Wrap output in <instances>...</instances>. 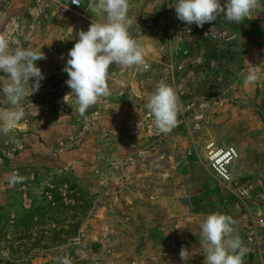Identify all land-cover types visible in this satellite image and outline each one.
I'll use <instances>...</instances> for the list:
<instances>
[{"label": "rangeland", "instance_id": "rangeland-1", "mask_svg": "<svg viewBox=\"0 0 264 264\" xmlns=\"http://www.w3.org/2000/svg\"><path fill=\"white\" fill-rule=\"evenodd\" d=\"M89 2L0 0V34L10 49L46 55L36 62L45 74L39 91L21 101L25 118L0 134V264H184L182 246L196 251L187 264H204L197 235L216 212L236 221L244 264H259L264 0L240 24L220 17L202 28L177 19L176 0H129L128 31L145 64L111 65L110 96L81 117L74 97L63 100L71 91L63 68L79 32L106 22ZM253 69L261 80L245 85ZM160 81L180 101L167 134L146 108ZM8 82L0 71V83ZM209 143L235 149L234 179L252 187L249 199L217 178Z\"/></svg>", "mask_w": 264, "mask_h": 264}, {"label": "clouds", "instance_id": "clouds-1", "mask_svg": "<svg viewBox=\"0 0 264 264\" xmlns=\"http://www.w3.org/2000/svg\"><path fill=\"white\" fill-rule=\"evenodd\" d=\"M72 4L79 6L81 0H72ZM260 6V0H225L223 4L221 0H176L171 7L175 8L178 20L202 28L220 17L240 24ZM87 9L96 15L106 14V22H92L87 31L79 32V39L67 53L69 58L63 68L68 75L66 84L71 89L63 100L70 105L69 99L74 97L75 108L71 107L81 117L102 98L110 96L108 69L111 65L133 68L145 64L143 47L128 31L132 23L128 19L129 0H90ZM9 45V38L0 34V71L9 78L8 83H0V104L7 102L9 105L0 108V134L4 135L18 128L26 115L21 101L38 92L45 79L36 65L37 61L46 59L41 49L39 52L30 47L10 49ZM30 80L33 81L31 85ZM260 80L253 69L245 75L244 84L253 85ZM179 105L174 88L164 81L149 94L146 108L153 115L159 132L167 134L177 126ZM18 179L14 174L10 183ZM235 224L231 216L219 212L209 214L201 223L197 236L204 249V264H244L248 249L235 233ZM195 254L196 251L184 246L179 252L184 264ZM63 264H69L67 258Z\"/></svg>", "mask_w": 264, "mask_h": 264}, {"label": "built area", "instance_id": "built-area-1", "mask_svg": "<svg viewBox=\"0 0 264 264\" xmlns=\"http://www.w3.org/2000/svg\"><path fill=\"white\" fill-rule=\"evenodd\" d=\"M78 6L76 4H73ZM205 151L208 157L209 166L214 171L217 178L228 187L234 186L236 193L244 198L251 197L252 187L237 186L234 179V166L238 157L237 152L232 147L216 146L209 143L205 146ZM259 264H264V237L261 238L258 245Z\"/></svg>", "mask_w": 264, "mask_h": 264}]
</instances>
